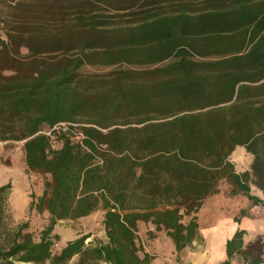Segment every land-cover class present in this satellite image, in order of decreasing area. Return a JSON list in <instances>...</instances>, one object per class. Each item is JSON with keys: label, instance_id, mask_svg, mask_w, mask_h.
<instances>
[{"label": "trees", "instance_id": "trees-1", "mask_svg": "<svg viewBox=\"0 0 264 264\" xmlns=\"http://www.w3.org/2000/svg\"><path fill=\"white\" fill-rule=\"evenodd\" d=\"M0 31V143L22 144L44 179L30 208L48 217L37 241L23 225L0 245V264H150L138 222L178 254L199 228L180 212L197 213L220 183L250 202L237 222L263 204L250 183L264 196V0H0ZM236 148L250 171L235 172ZM99 210L105 242L58 247V224ZM244 235L219 264L262 263L264 243L244 248Z\"/></svg>", "mask_w": 264, "mask_h": 264}, {"label": "rangeland", "instance_id": "rangeland-1", "mask_svg": "<svg viewBox=\"0 0 264 264\" xmlns=\"http://www.w3.org/2000/svg\"><path fill=\"white\" fill-rule=\"evenodd\" d=\"M160 2L167 5L168 0H160ZM135 12L136 10L122 14L111 12L110 15L117 16L113 20L114 24L123 25L132 19L128 15H133ZM108 70L100 67H85L82 72L103 73ZM229 161L238 174L250 171L251 158L243 149H237L230 156ZM43 182L44 179L27 170L21 143L14 144L9 149L5 148L4 143H0V187L10 185L8 200L2 207L0 217V245L9 243L23 225H26L23 233L30 234L35 241L38 240L41 231L48 224V217L46 213H38L36 209L30 208V195L33 194L36 203L44 190ZM230 188L226 182H222L219 185V194L204 200L197 213L185 215L183 211L180 212L184 225L192 218H196L199 228L196 240L178 254L174 252L173 244L165 231L144 232L142 228L138 229L137 246L150 256V264H219L225 257V242L233 237L237 229L245 231L243 240L246 243L250 244L257 240L264 243V202L255 206V209L251 208L248 217L240 218L237 222L235 219L239 217V212L247 210L250 202L242 196H230ZM250 193L264 201L251 183ZM102 220L103 212L99 210L88 218L58 224L54 230L61 238L58 247L83 235L90 236L86 244L96 239L105 242ZM139 255L142 257L141 252ZM76 261L77 258H74L71 263ZM232 264H244L242 257L236 256ZM261 264H264V252Z\"/></svg>", "mask_w": 264, "mask_h": 264}, {"label": "crops", "instance_id": "crops-1", "mask_svg": "<svg viewBox=\"0 0 264 264\" xmlns=\"http://www.w3.org/2000/svg\"><path fill=\"white\" fill-rule=\"evenodd\" d=\"M170 15V14H169ZM237 149H239V150H242L243 148H236V150ZM235 150V151H236ZM244 150V149H243ZM234 151V152H235ZM245 151V150H244ZM233 152V153H234ZM232 153V154H233ZM246 153V152H245ZM248 155V154H247ZM250 156V155H249ZM250 158H251V163H252V160H253V157L252 156H250ZM257 190V189H256ZM257 192L264 198V196L262 195V193L259 191V190H257ZM259 198V197H258ZM260 199V198H259ZM261 201H262V199H260ZM264 200V199H263ZM264 202V201H263ZM254 209H255V207H254ZM252 211H253V209H252ZM143 226V227H142ZM137 228L138 229H140V228H142L143 230H145L144 232H154V226H152L151 224H148V229H146V224H144V223H142V222H138L137 223ZM140 236V235H139ZM226 243V242H225ZM247 244H248V242L246 243L244 240H243V247L245 248L246 246H247ZM173 249H174V247H173ZM224 251H225V245H224ZM174 252H175V250H174ZM176 253V252H175ZM224 259H225V257H224Z\"/></svg>", "mask_w": 264, "mask_h": 264}, {"label": "built area", "instance_id": "built-area-1", "mask_svg": "<svg viewBox=\"0 0 264 264\" xmlns=\"http://www.w3.org/2000/svg\"><path fill=\"white\" fill-rule=\"evenodd\" d=\"M55 247H57V245Z\"/></svg>", "mask_w": 264, "mask_h": 264}]
</instances>
